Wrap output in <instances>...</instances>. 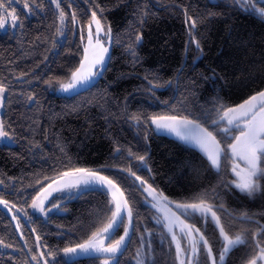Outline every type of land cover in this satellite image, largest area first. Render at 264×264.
<instances>
[{"label": "trees", "instance_id": "trees-1", "mask_svg": "<svg viewBox=\"0 0 264 264\" xmlns=\"http://www.w3.org/2000/svg\"><path fill=\"white\" fill-rule=\"evenodd\" d=\"M28 3L34 11L27 17L22 6H14L23 27L0 31V82L7 88L0 119L13 141L0 143V180L4 181L0 198L28 213L19 220L21 237L15 221L0 206V239L12 245V250L0 251V264H34L37 235L45 253L75 246L109 214V197L103 191L57 199L62 210L47 217L31 211L37 179L73 167L101 170L128 197L133 230L119 264H136L137 249L142 247L145 264H178L175 246L155 221L147 194L126 169L173 201L208 193L211 203L223 204L218 215L232 234L245 229L251 233L264 225V180L261 191L249 197L229 185L232 176L223 164L222 172H217L193 146L155 132L149 123L134 125L129 118L178 114L214 131L210 120L216 116L217 102L235 106L264 90V19L234 0H61L68 21L64 35L58 36V12L50 0H36L39 10L32 0ZM97 4L104 9L102 22L112 29L109 64L94 86L58 94V82L68 81L80 59V27L71 22V13L83 26ZM188 17L196 21L194 29ZM137 34L142 40L134 45L133 56L128 46ZM148 81L157 87L149 91ZM29 96L35 100L29 101ZM214 134L223 145L222 134ZM138 156L145 157L146 168ZM242 213L254 222L234 219ZM187 221L200 228L218 256L221 244L213 224L199 216ZM122 234L120 229L116 238ZM254 254L239 247L229 253L225 264H247ZM57 260L102 264V257L69 261L62 252ZM200 261L205 264L203 252Z\"/></svg>", "mask_w": 264, "mask_h": 264}, {"label": "snow or ice", "instance_id": "snow-or-ice-1", "mask_svg": "<svg viewBox=\"0 0 264 264\" xmlns=\"http://www.w3.org/2000/svg\"><path fill=\"white\" fill-rule=\"evenodd\" d=\"M234 2L238 3L243 10L256 13L264 19V6H259L264 4V0H234ZM50 3L58 12L57 35L63 36V28L68 17L64 8L61 7V0H50ZM16 4L17 0H0V29H4L6 24L13 29L23 27L13 7ZM32 5L35 6V10H39L40 5L36 3V0H32ZM22 11L25 12L26 17L33 14L34 9L29 6L28 0H24ZM103 12L104 9L97 4L95 10L90 9L89 18L83 26H80L76 13L74 11L71 13V22L80 27V59L78 66L70 72L68 81L58 82L60 91L74 92L80 87L89 86L106 70V65L110 60L108 53L113 43V36L111 26L102 22ZM187 22L191 28H195V20L188 17ZM189 34L191 36V32ZM141 40V35L134 36L133 44L128 46L130 55L135 56L134 45L139 44ZM192 42L199 49V42L194 37ZM148 83L149 91L157 87L152 84V81ZM6 91L5 84L0 82V108L4 106ZM34 100V96H29V101ZM214 111L216 116L210 120L211 124L215 125L214 131H210L198 120L178 114H156L147 116L143 120L140 114H132L129 118L134 125L149 123L154 126L155 132L174 135L180 141L192 145L217 172H222L223 164V168L227 169L232 176V179L228 181L229 185L251 197L261 191V181L264 180V90L251 95L235 106L217 102ZM172 112L174 113L175 109H172ZM216 132L222 134L223 145L214 134ZM0 141H12V135L6 130L3 119H0ZM115 151L119 153L121 150L118 147ZM132 155L129 152V156ZM135 158L145 168L147 167L144 156ZM126 171L140 182L142 191L151 198V207L159 214L156 222L162 230L166 231L171 243L175 245L178 264H201V252L204 253L205 264H225L229 253L242 246L252 249L255 253L247 260V264H264V225L251 233L245 229L232 234L226 230L221 216L218 215V211L223 210V204L211 203L208 193H200L190 201H173L146 180L137 176L131 169H126ZM3 184L4 181L0 180V185ZM37 185L39 187L34 197L31 198L30 207L33 212L43 217H47L50 212L62 210L57 199H63L65 195L72 198L73 195H80L86 191H103L109 197V214L98 221L99 226L83 242L56 251L50 250L47 253L41 251L38 254L39 258L33 255L31 259L36 261V264H49L48 258H51L54 264H62V260H57L61 252L63 257H67L69 261L81 254H87L102 257V264H119V257L126 251L130 232L133 230V208L125 191L116 180L103 174L99 169L73 167L54 176H45L42 180L37 179L32 187ZM0 206L7 213L12 214L11 218L16 221V227L19 228L20 222L16 213L24 212V209H16L14 213L15 204L3 198H0ZM226 214L231 216L230 213ZM24 216L27 217L28 213L24 212ZM193 216H199L204 223L210 221L217 230L221 244L218 256L213 253L212 245L200 228L187 222L188 218ZM234 219L254 222L247 213H242ZM120 229H123V234L117 239L116 233ZM31 231L35 232V229ZM146 233L151 235L147 230ZM249 234L251 235L250 240ZM143 239L142 236L141 240ZM35 240L39 247L40 236L37 235ZM0 247L9 248L12 245L0 239ZM144 256L142 250L137 249V264H145Z\"/></svg>", "mask_w": 264, "mask_h": 264}, {"label": "rangeland", "instance_id": "rangeland-1", "mask_svg": "<svg viewBox=\"0 0 264 264\" xmlns=\"http://www.w3.org/2000/svg\"><path fill=\"white\" fill-rule=\"evenodd\" d=\"M14 6H22L23 7V5H21V3L17 0V4L16 5H13V7ZM9 11H11V9H9ZM6 30H14L13 28H11V27H9V26H7V24H6V26H5V28L4 29H0V31L1 32H4V31H6ZM83 88H85V87H80V88H78L77 90H80V89H83ZM76 90V91H77ZM75 92V91H74ZM74 92H67V93H65V92H62V91H60L59 89L57 90V93L58 94H61V95H70L71 93H74ZM1 111H2V108H0V114H1ZM154 127V126H153ZM160 134H165V135H168V136H171V137H174V138H176L174 135H171V134H167V133H160ZM176 139H178V138H176ZM179 140V139H178ZM0 143H6V144H12L13 143V141H0ZM185 143V142H184ZM187 144V143H186ZM190 145V144H189ZM192 146V145H191ZM57 195H59V194H57ZM65 196H67V195H65ZM150 200H151V198L150 197H148V200H147V202L150 204ZM151 205V204H150ZM47 206V205H46ZM16 209L17 208H15V209H13V212L14 213H16ZM30 209H31V207H30ZM155 210V209H154ZM31 211L33 212V210L31 209ZM156 211V210H155ZM34 214H36V215H40V216H42L41 214H39V213H37V212H33ZM11 217H12V214L11 213H8ZM16 215L19 217V220H20V218H24V215H23V213L22 212H18V213H16ZM159 214L156 212V218H157V216H158ZM43 217V216H42ZM15 221V220H14ZM156 221V220H155ZM188 222V221H187ZM189 223V222H188ZM15 224H16V221H15ZM18 232H19V234L21 235V233H22V230H21V226L18 228ZM22 237V236H21ZM182 244H183V241H182ZM175 246V245H174ZM8 250H12L11 248H4V247H0V251H8ZM38 254H39V252H41V251H43L42 249H41V247H40V245H39V247H38ZM142 252L145 254V251H144V248L142 247ZM85 256H90V255H87V254H81V255H79V256H77V257H75L74 259H76V258H79V257H85ZM37 257L39 258V255H37ZM67 260H69L67 257H65ZM144 258H145V256H144ZM49 259V261L51 260V258H48ZM73 260V259H72ZM34 262V264H36V261H33ZM135 263L137 264V260H135Z\"/></svg>", "mask_w": 264, "mask_h": 264}, {"label": "water", "instance_id": "water-1", "mask_svg": "<svg viewBox=\"0 0 264 264\" xmlns=\"http://www.w3.org/2000/svg\"><path fill=\"white\" fill-rule=\"evenodd\" d=\"M111 50H112V48L109 47V53H108L109 57H111ZM109 61H108L107 65H106V68H107V66L109 64ZM104 72H103V74H104ZM103 74L100 77L95 78V80L93 81V83L91 85H89V86H86V88H90V87L94 86L101 79V77L103 76Z\"/></svg>", "mask_w": 264, "mask_h": 264}]
</instances>
